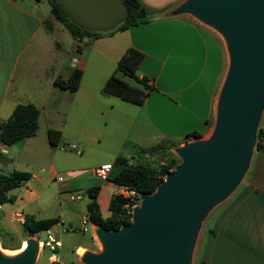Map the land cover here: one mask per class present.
<instances>
[{
  "label": "crops",
  "instance_id": "0c3cea01",
  "mask_svg": "<svg viewBox=\"0 0 264 264\" xmlns=\"http://www.w3.org/2000/svg\"><path fill=\"white\" fill-rule=\"evenodd\" d=\"M56 1L73 22L90 32L114 31L126 14L123 0ZM182 1L138 0L150 18L148 21L115 30L109 36L90 38L71 36L51 15L47 0H0V123L9 118L17 104L31 102L38 109L34 135L10 144L0 141V173H30L27 180L9 191L13 200L0 205V223L12 222L16 214L58 218L62 201L82 198L72 191H86L89 196L91 187H97L95 200L100 216L105 218L117 185L108 177L102 180L95 175L98 165L112 164L119 154L132 162L139 157L140 148L163 139L178 146L188 140V132L198 131L205 136L211 131L227 53L208 26L189 14L171 13ZM81 44L90 54L88 57ZM129 48L141 53L135 73L138 78L146 77L152 89L141 104L111 95L105 96L115 100L105 103L100 100V95H104L101 89L110 74L136 85L117 70L118 60ZM46 49L50 51L47 55ZM69 49L81 56H71L65 64ZM73 58L77 60L74 68ZM72 69L82 71L74 91L54 84L56 77L66 78ZM56 97L58 104L53 101ZM93 105L107 110L111 128L81 136L84 125L76 120V115ZM70 116H76L73 138L77 145L85 148L89 136L98 143L103 140L98 151H105L106 155L90 169L65 168L64 179L57 175L53 161L57 145L50 144L48 129L59 130L61 140ZM261 119L259 127L264 130ZM116 126L122 128L120 136L114 130ZM50 179L60 181L56 183L60 210L51 211ZM90 200L89 196L81 217V221H87L79 228L88 230L94 241V223L87 210ZM61 222L58 218L55 225ZM5 230L8 228H0L1 233ZM44 231L59 241L50 229ZM85 246L77 245L75 256ZM198 260H203V264H264V150L254 148L243 179L213 211Z\"/></svg>",
  "mask_w": 264,
  "mask_h": 264
},
{
  "label": "water",
  "instance_id": "95a60500",
  "mask_svg": "<svg viewBox=\"0 0 264 264\" xmlns=\"http://www.w3.org/2000/svg\"><path fill=\"white\" fill-rule=\"evenodd\" d=\"M171 13L191 15L225 41L228 62L210 135L176 146L180 161L152 193L140 194L130 222L115 229L94 223L101 249L84 251L83 264H190L201 220L249 168L264 109V0H183ZM25 241L16 254L0 252V264H34L39 240Z\"/></svg>",
  "mask_w": 264,
  "mask_h": 264
},
{
  "label": "trees",
  "instance_id": "16d2710c",
  "mask_svg": "<svg viewBox=\"0 0 264 264\" xmlns=\"http://www.w3.org/2000/svg\"><path fill=\"white\" fill-rule=\"evenodd\" d=\"M47 1L50 5L51 15L59 21L73 37H81L84 35L90 38H97L103 35L109 36L115 30L121 31L130 25L146 22L150 19L145 14V10L138 0H123L126 14L124 20L114 31L105 33L90 32L73 22L56 0ZM140 58V52L133 48H129L117 62V70L136 83V85L112 73L103 84L101 89L102 94L116 96L122 100L141 104L145 96L152 89V86L147 83L146 77L138 78L135 73ZM81 76L82 71L80 69H72L66 78L56 77L54 79V84L61 88L74 91L80 84ZM37 117L38 109L33 103L17 104L9 118L0 123V141L4 144H10L20 138L34 135L38 127ZM60 135L61 133L59 130L52 128L48 129V140L50 144L54 146L57 145L60 140ZM199 136H201V132L191 131L186 133L185 139L197 138ZM173 144H175V142L172 140L163 139L153 146L140 148L139 157L132 162H129L128 159L121 154L117 155L114 162L111 164V170L107 176L108 179L112 180L116 185H125L138 194L152 193L156 186L163 180L164 175L172 170L177 162L175 159H171L164 166L157 168L145 162V156L154 154L157 151H165ZM255 149L264 150V130L261 127L257 129ZM29 177L30 173L26 171L14 170L10 173H0V205L5 202H11L13 196L9 194V191L20 186ZM96 190L97 187L88 189V194L91 197V200L87 204L88 217L93 223L108 229H115L124 223L130 222L132 208L128 203V198L122 197L120 194L116 193L110 198L108 205L109 214L105 218H102L100 216L98 203L95 200ZM57 222L58 218L55 217L38 219L31 214H25L23 215L21 226L23 231L28 235H34L40 231L50 229ZM38 240L43 241V239L40 238ZM0 243L2 246L8 248L20 247V240L15 238V232L12 230H5L4 233L0 232ZM203 263V260H198L197 262V264Z\"/></svg>",
  "mask_w": 264,
  "mask_h": 264
},
{
  "label": "rangeland",
  "instance_id": "374dc122",
  "mask_svg": "<svg viewBox=\"0 0 264 264\" xmlns=\"http://www.w3.org/2000/svg\"><path fill=\"white\" fill-rule=\"evenodd\" d=\"M210 28V27H209ZM223 42L225 46V41L222 37V35L216 31L213 28H210ZM69 34V33H68ZM81 48L84 50V56L88 57L90 54L88 51L85 49V45L81 44ZM226 49V46H225ZM47 52L45 54H49L50 51L46 49ZM227 53V51H226ZM71 56L74 57H79L81 56L79 52L76 51H71L70 49L65 55L64 58V63L67 64L68 60ZM227 60H228V55H227ZM87 76V73L86 75ZM99 79L100 76H99ZM55 97V96H54ZM59 98H54L53 101L58 104ZM100 100H103L105 103H109L114 99V97H106L105 95H100ZM102 102V101H101ZM102 106V105H100ZM98 105H93V108H90L87 111L81 112L82 114H78L77 119L83 123V128L82 132L80 133L81 136L85 135H90L91 132H97L99 130L104 129L105 127L108 129L111 128V121L107 119V110H103L100 108ZM264 112V109H263ZM215 115V114H214ZM76 116H70L67 119V123L64 129V134L63 137H61V140L55 146V155H54V163L56 166V171L57 175H61L64 179L67 178V174L65 173L64 169L65 168H71V169H80L83 167L89 168L93 167L95 163L101 159H103L106 155L105 151H98V148L104 145V141L101 140L100 143L96 141L95 138H92L89 136L86 139V147H78L81 149V154H76L75 150L70 149L67 147V144L71 142H77L73 138L74 135V125H75V117ZM262 119L260 121V125L264 126V113L261 116ZM76 121V122H78ZM214 123V122H213ZM259 127V124H258ZM258 129V128H257ZM114 130L118 131V135L120 136L122 134V128L120 127H114ZM210 135V132L208 134L201 135L197 138H205ZM195 138H190V140H193ZM189 140V139H188ZM78 143V142H77ZM76 143V144H77ZM177 144L171 145L168 149L165 151H157L154 154L147 155L145 156V162H147L151 166L155 167H160L164 166L167 162H169L171 159H175V161L178 163L180 161V157L176 154L175 148ZM132 155L135 157L136 154L132 153ZM176 163V164H177ZM37 167V166H36ZM37 168H34L36 170ZM90 169V168H89ZM33 170V171H34ZM88 170V169H87ZM51 189L49 190V193H51V211L53 210H58L59 208V193L57 191L56 183L60 181L56 180H49ZM73 195L76 193H80L82 198L81 199H76L74 198L73 200H65L62 201L61 205V211L59 214H57L56 217H58L62 222L59 223L58 225L52 226L50 228V233L59 239L60 241V246L54 249H50L48 246H44L42 244H39V252L38 256L36 258V261L34 264H48L51 261H60L62 264H83L80 257L81 254H78L76 252V256L74 254V248L77 245H86L83 249L84 251H98L101 249V244L98 241V239L94 238V241L92 240L90 236V232L83 231L80 227L81 225V217L86 212V203L89 199V196L87 195L86 191L81 192L80 190H74L72 191ZM64 198V196H61ZM139 204V203H138ZM137 204V205H138ZM220 204V203H219ZM217 204L215 207H213L201 220L200 226L197 230L194 244H193V249H192V254H191V263L190 264H197L198 262V257H199V252H200V245H201V240L205 232H207L208 229V224L211 218V215L213 211L216 209V207L219 205ZM60 210V208H59ZM0 228H8V230H12L15 232V238L17 240H20V246L23 245V240L27 238H33V239H47V232L46 231H40L37 234L34 235H28L25 231H23L21 223L17 221V219H12L11 221H6L0 223ZM40 241V240H39ZM1 245V243H0ZM2 246V245H1ZM4 247V246H3ZM8 248V247H6ZM11 251L16 250L17 248H8ZM55 250V251H53Z\"/></svg>",
  "mask_w": 264,
  "mask_h": 264
},
{
  "label": "built area",
  "instance_id": "2783aa9c",
  "mask_svg": "<svg viewBox=\"0 0 264 264\" xmlns=\"http://www.w3.org/2000/svg\"><path fill=\"white\" fill-rule=\"evenodd\" d=\"M76 58L72 59V67L74 68L76 66ZM68 148L75 150L76 154H81V149L78 147V145L75 142H71L67 144ZM111 170V164L110 163H102L98 165L95 168V175L99 179H107V176ZM116 194H120L122 197L128 198V203L130 204V207L133 208L136 206L140 201V194L135 192L133 189L128 188L125 185H117L116 188ZM17 221L20 223L23 222V216L21 214L15 215ZM87 221V218H84L81 222L82 225H84ZM39 244H44L45 246H48L50 249H54L60 246V242L56 239H54L51 235H47L46 240H40Z\"/></svg>",
  "mask_w": 264,
  "mask_h": 264
},
{
  "label": "bare ground",
  "instance_id": "6f19581e",
  "mask_svg": "<svg viewBox=\"0 0 264 264\" xmlns=\"http://www.w3.org/2000/svg\"><path fill=\"white\" fill-rule=\"evenodd\" d=\"M25 246H26V241L24 239L23 240V245L20 246L19 248H17L16 250H14V251L13 250L11 251L10 249L5 248V247L0 245V252L5 254V255H13V254H16V253L20 252L21 250H23L25 248ZM77 253L78 254H82L83 253V249L82 248L78 249Z\"/></svg>",
  "mask_w": 264,
  "mask_h": 264
}]
</instances>
